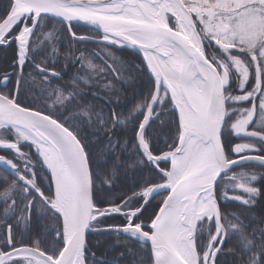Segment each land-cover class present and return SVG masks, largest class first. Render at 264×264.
Listing matches in <instances>:
<instances>
[{
	"label": "snow or ice",
	"instance_id": "obj_1",
	"mask_svg": "<svg viewBox=\"0 0 264 264\" xmlns=\"http://www.w3.org/2000/svg\"><path fill=\"white\" fill-rule=\"evenodd\" d=\"M0 264H264V0H0Z\"/></svg>",
	"mask_w": 264,
	"mask_h": 264
},
{
	"label": "flooded vegetation",
	"instance_id": "obj_2",
	"mask_svg": "<svg viewBox=\"0 0 264 264\" xmlns=\"http://www.w3.org/2000/svg\"><path fill=\"white\" fill-rule=\"evenodd\" d=\"M75 30L77 31V33L78 34H80V35H88V34H90V33H92V30H90V29H87V28H84V27H80V26H77L76 28H75ZM88 47H93V45H91V44H89V45H87ZM127 54V53H126ZM132 59H136L137 60V62H139V55H133L132 57H131Z\"/></svg>",
	"mask_w": 264,
	"mask_h": 264
},
{
	"label": "water",
	"instance_id": "obj_3",
	"mask_svg": "<svg viewBox=\"0 0 264 264\" xmlns=\"http://www.w3.org/2000/svg\"><path fill=\"white\" fill-rule=\"evenodd\" d=\"M78 26L92 30L90 26L84 24L83 22H81ZM138 55L142 56V54H138Z\"/></svg>",
	"mask_w": 264,
	"mask_h": 264
},
{
	"label": "trees",
	"instance_id": "obj_4",
	"mask_svg": "<svg viewBox=\"0 0 264 264\" xmlns=\"http://www.w3.org/2000/svg\"><path fill=\"white\" fill-rule=\"evenodd\" d=\"M126 55H127V54H126ZM131 57H132V56H131ZM131 57H130V58H131ZM129 99H131V93H129Z\"/></svg>",
	"mask_w": 264,
	"mask_h": 264
}]
</instances>
